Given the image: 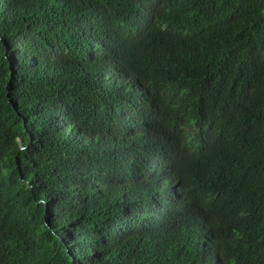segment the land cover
I'll list each match as a JSON object with an SVG mask.
<instances>
[{
  "label": "trees",
  "instance_id": "obj_1",
  "mask_svg": "<svg viewBox=\"0 0 264 264\" xmlns=\"http://www.w3.org/2000/svg\"><path fill=\"white\" fill-rule=\"evenodd\" d=\"M0 264H264V0H0Z\"/></svg>",
  "mask_w": 264,
  "mask_h": 264
},
{
  "label": "clouds",
  "instance_id": "obj_2",
  "mask_svg": "<svg viewBox=\"0 0 264 264\" xmlns=\"http://www.w3.org/2000/svg\"><path fill=\"white\" fill-rule=\"evenodd\" d=\"M179 147L172 150H161L155 168L158 177V190L163 199L174 200L173 204L187 206L204 197L210 187L227 184L226 174L217 172L207 178L202 177L199 167L193 163L180 164ZM200 233L191 240V251L207 262L216 263L228 248L229 243L220 240L214 230L217 224L209 221L192 223Z\"/></svg>",
  "mask_w": 264,
  "mask_h": 264
}]
</instances>
